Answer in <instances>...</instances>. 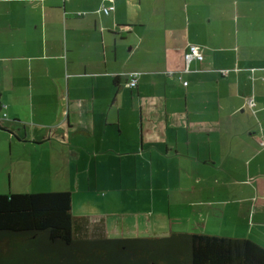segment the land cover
Wrapping results in <instances>:
<instances>
[{
    "label": "crops",
    "instance_id": "crops-1",
    "mask_svg": "<svg viewBox=\"0 0 264 264\" xmlns=\"http://www.w3.org/2000/svg\"><path fill=\"white\" fill-rule=\"evenodd\" d=\"M103 3L0 0V195L70 192L92 236L264 246V0Z\"/></svg>",
    "mask_w": 264,
    "mask_h": 264
},
{
    "label": "trees",
    "instance_id": "trees-1",
    "mask_svg": "<svg viewBox=\"0 0 264 264\" xmlns=\"http://www.w3.org/2000/svg\"><path fill=\"white\" fill-rule=\"evenodd\" d=\"M133 73L139 80L127 73L128 86ZM88 228L73 215L70 192L0 195V264H264V246L250 239L184 232L112 239Z\"/></svg>",
    "mask_w": 264,
    "mask_h": 264
},
{
    "label": "built area",
    "instance_id": "built-area-1",
    "mask_svg": "<svg viewBox=\"0 0 264 264\" xmlns=\"http://www.w3.org/2000/svg\"><path fill=\"white\" fill-rule=\"evenodd\" d=\"M114 1L115 0H103L104 3L100 7V12L106 16L110 15L115 10ZM77 16L81 17L83 16V14L78 13ZM193 60L198 61V62H202L204 60V55L202 54L200 47L197 45H190L187 49V52L184 55V61L187 65H189V63ZM130 77H131V81L129 83V86L134 88L138 84V80H137L138 76L136 75V73H133V74H130ZM186 85H187V82H184V86ZM249 104H251V106L254 105L253 101H249Z\"/></svg>",
    "mask_w": 264,
    "mask_h": 264
},
{
    "label": "rangeland",
    "instance_id": "rangeland-1",
    "mask_svg": "<svg viewBox=\"0 0 264 264\" xmlns=\"http://www.w3.org/2000/svg\"><path fill=\"white\" fill-rule=\"evenodd\" d=\"M122 45L124 46V47H130V40H125V39H122ZM118 169V168H117ZM117 169H115L116 170V172H118V170ZM131 170L129 169V167L127 168V166H124V168H123V172L125 173V175L127 174V173H129ZM102 172H105V173H109V170L108 171H106V170H104V169H102ZM144 182L143 181H139V183H138V187L139 188H144L143 186H144ZM124 185L125 186H128V187H131L132 188V186H134V184L133 183H130L129 181H126V182H124ZM131 201L134 203L135 201L134 200H128V199H126L125 200V202H126V206L128 207V206H130V203H131ZM136 231H135V229H130L128 232L127 231H125V233H124V235H120V236H123V237H120V238H136V237H145V235H143V234H141V232H140V234H136ZM116 235V233H113V236H115Z\"/></svg>",
    "mask_w": 264,
    "mask_h": 264
}]
</instances>
